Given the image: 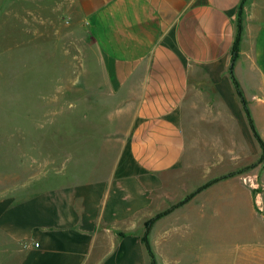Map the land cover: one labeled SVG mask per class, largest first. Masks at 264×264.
<instances>
[{
    "label": "crops",
    "instance_id": "obj_1",
    "mask_svg": "<svg viewBox=\"0 0 264 264\" xmlns=\"http://www.w3.org/2000/svg\"><path fill=\"white\" fill-rule=\"evenodd\" d=\"M68 1L88 177L0 197V264H264V0Z\"/></svg>",
    "mask_w": 264,
    "mask_h": 264
},
{
    "label": "rangeland",
    "instance_id": "obj_2",
    "mask_svg": "<svg viewBox=\"0 0 264 264\" xmlns=\"http://www.w3.org/2000/svg\"><path fill=\"white\" fill-rule=\"evenodd\" d=\"M12 9L0 10V197L20 200L70 181L74 172L88 177L82 164L73 169L78 156L62 154L72 141L65 125L88 113V102L81 99L74 107L73 91L61 88L91 61L84 34L73 33L77 27L67 21L73 15L68 0H22ZM10 177L16 184L4 185Z\"/></svg>",
    "mask_w": 264,
    "mask_h": 264
},
{
    "label": "trees",
    "instance_id": "obj_3",
    "mask_svg": "<svg viewBox=\"0 0 264 264\" xmlns=\"http://www.w3.org/2000/svg\"><path fill=\"white\" fill-rule=\"evenodd\" d=\"M239 27H240V30H241V28H242L241 22H240V24H239ZM238 42H239V35H238V37H237L236 44H237ZM260 140H261V139H260ZM261 143H262V145H263V142H262V141H261ZM177 205H178V204H176V205L170 207L169 209H167V210H165V211H163V212L157 214L154 218H152V219L150 220L149 224H148V229L151 228V226L153 225V223H154L155 220H157L158 218H160V217H162L163 215H165V214L169 213L170 211H172V209H173L174 207H176ZM146 243H147V246H148V249H149V251H150L151 256L154 258V253H153L152 248H151V246H150V243L148 242L147 239H146ZM152 264H155V260L152 261Z\"/></svg>",
    "mask_w": 264,
    "mask_h": 264
},
{
    "label": "built area",
    "instance_id": "obj_4",
    "mask_svg": "<svg viewBox=\"0 0 264 264\" xmlns=\"http://www.w3.org/2000/svg\"><path fill=\"white\" fill-rule=\"evenodd\" d=\"M251 186H252L254 189L259 190V195H260L261 185L258 183V181L254 180L253 182H251Z\"/></svg>",
    "mask_w": 264,
    "mask_h": 264
}]
</instances>
